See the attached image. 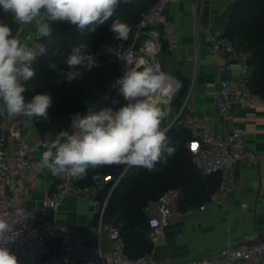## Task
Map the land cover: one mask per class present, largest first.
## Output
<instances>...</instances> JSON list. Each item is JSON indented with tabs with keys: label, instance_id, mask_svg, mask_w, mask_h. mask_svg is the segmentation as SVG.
I'll return each instance as SVG.
<instances>
[{
	"label": "built area",
	"instance_id": "2783aa9c",
	"mask_svg": "<svg viewBox=\"0 0 264 264\" xmlns=\"http://www.w3.org/2000/svg\"><path fill=\"white\" fill-rule=\"evenodd\" d=\"M167 5L168 0H157L142 14L134 30L131 45L120 46L116 50L115 60L119 71L115 86L118 90L116 82L126 71V60L136 63L144 61L154 67L164 42L168 43L169 48L176 43L175 23L162 21V14ZM161 23L162 29L159 27ZM209 34L211 53L224 56L227 68L238 71L236 79H220L217 92L219 110L231 118V110L235 104L244 107L264 105V94L249 85L252 69L247 53L224 34L214 30H209ZM28 39L35 44L33 52L37 58L45 51V45L35 35L34 30L28 35ZM100 102L113 109L121 105L123 100L108 90L102 94ZM105 108L107 107L102 109ZM90 110L99 111L100 105L95 104ZM184 126L196 139L193 163L204 176L213 173L226 175L238 161L257 159V155L248 148L241 129L215 130L198 116L187 117ZM10 138L15 139L16 143L12 155L8 156L4 149ZM34 150L35 147L24 139L18 125L8 118L0 117V183L9 189V194L0 189V218L6 219L12 225L13 230L4 241V246L17 256L19 264H264V240L241 244L227 240L221 249L212 254L194 256L179 263L158 260L155 250L163 236L164 228L174 216L182 214L177 206L181 189L177 187L169 188L158 198H151L145 203L143 209L148 218L152 251L137 258L128 255L121 230L110 222H104L105 207L100 211L98 240L94 243H89L79 230L57 221L38 222L20 202L29 187L37 183L38 175L42 171L39 166L40 159L33 156ZM90 188L77 185L75 179L70 176L58 177L55 191L43 204L58 210L68 195L87 193ZM231 190L232 183L223 181L210 199L212 202H222L228 199ZM103 232L110 240V248L107 250L102 242Z\"/></svg>",
	"mask_w": 264,
	"mask_h": 264
},
{
	"label": "crops",
	"instance_id": "0c3cea01",
	"mask_svg": "<svg viewBox=\"0 0 264 264\" xmlns=\"http://www.w3.org/2000/svg\"><path fill=\"white\" fill-rule=\"evenodd\" d=\"M235 1L168 0L167 8L162 14V21L174 22L177 27L176 43L169 48L168 43L164 42L167 48L161 51L163 57H158V63L166 67L168 74L176 76L185 90L179 97L180 104L171 107L175 112L173 118L181 110L178 121L175 120L176 124L184 126L187 117L198 116L215 130L241 129L248 148L257 155V159H242L226 175L218 174L221 183H232L228 199L222 202H212L209 199L201 206L185 211L178 208L182 214L174 216L164 228L160 244L155 250L158 260L179 263L194 256L212 254L221 249L227 240L239 244L264 240V105L244 107L235 104L231 110V118L222 113L217 104L220 79H236L238 71L228 69L226 58L215 56L209 50V30L224 34ZM159 27L162 29V23ZM32 30L30 26L20 25L15 36L34 50V42L28 39ZM130 45L131 43L126 47ZM115 79L116 76L109 78L99 91L85 100L77 113L85 115L95 104L100 105V110L108 108V105L100 102L105 91L109 90L114 95L123 97L115 86ZM119 106L112 110L116 111ZM8 120L18 125L24 139L35 147L33 156L36 158L40 159L46 150L43 147L45 143L53 142L58 137L50 131L42 135L35 120L30 123L21 118ZM68 131H71V127ZM195 142L196 139H189L186 145L192 149ZM15 143L13 138L7 141L4 149L6 155H12ZM26 182L28 184L27 180ZM57 183L58 177L47 170L41 171L37 183L29 187L20 202L36 221H57L79 230L89 243H94L98 240L100 226V216L95 222L96 199L100 188L93 191L90 188L87 193L70 194L55 210L43 203L53 194ZM0 189L9 194L5 184L0 183ZM102 242L106 250L110 248V240L105 232L102 233Z\"/></svg>",
	"mask_w": 264,
	"mask_h": 264
},
{
	"label": "clouds",
	"instance_id": "9594fccd",
	"mask_svg": "<svg viewBox=\"0 0 264 264\" xmlns=\"http://www.w3.org/2000/svg\"><path fill=\"white\" fill-rule=\"evenodd\" d=\"M120 3L121 0H0V10L18 24L30 26L37 37H50L54 22L75 26L81 34L86 30L95 32L113 17ZM110 30L116 39L127 40L129 27L118 18ZM86 48L83 44L73 47L67 56L65 64L70 70L64 75L68 82L81 76V68L90 70L96 66L95 57ZM35 59L29 45L22 43L9 25L0 23V117L21 118L26 123L48 119L50 94H36L30 101L23 95L27 91L25 82L36 76L32 66ZM126 61V71L116 82L126 103L116 111L105 108L73 116L71 131H61L53 142L43 145L46 150L39 161L42 171L74 179L86 177L90 169L112 164L143 166L151 171L165 152L173 154L161 127L171 107L166 99L157 100L169 91L168 75L144 61ZM12 230V225L0 218V264H19L17 256L4 246Z\"/></svg>",
	"mask_w": 264,
	"mask_h": 264
},
{
	"label": "trees",
	"instance_id": "16d2710c",
	"mask_svg": "<svg viewBox=\"0 0 264 264\" xmlns=\"http://www.w3.org/2000/svg\"><path fill=\"white\" fill-rule=\"evenodd\" d=\"M156 1L147 0L145 4H141L140 0H121L113 17L95 32L86 30L81 34L75 26L54 22L51 25V36L39 37L45 45V51L33 62L36 76L25 82L27 91L23 95L26 101H30L36 94L44 93L50 94L52 98L48 119H35L37 129L42 135L49 131L52 135H59L61 131L68 130L71 118L83 107L85 100L99 91L109 78L117 75L119 66L115 60L116 48L132 43L134 30L142 14ZM117 18L129 27L127 40L116 39L110 30L111 23ZM0 23L9 25L16 35L19 24L2 10ZM224 35L247 53L252 69L249 85L264 94V1L236 0L229 13ZM81 44L86 45V51L95 57L96 66L90 70L81 68V76L68 82L64 75L70 70L65 64L66 58L73 47ZM166 48L164 44L163 49ZM53 64L54 68L51 67ZM184 92L181 88L180 95ZM121 98V105H124L126 102ZM175 103L180 104V98ZM177 121L165 132L168 146L174 149L173 154L169 156L165 152L154 170L136 166L128 171L113 188L110 196L108 195L112 185L127 164L100 166L88 170L86 177L75 179V183L82 187L97 183L101 185L97 199L101 196L108 199L104 208V221L119 227L126 251L133 258L152 251L148 218L143 209L149 199L158 198L167 189L178 187L181 189L178 208L185 211L207 202L221 183L219 173L204 176L196 169L193 150L186 145V141L193 137L190 130L177 125ZM168 123L169 116L162 122V129Z\"/></svg>",
	"mask_w": 264,
	"mask_h": 264
},
{
	"label": "rangeland",
	"instance_id": "374dc122",
	"mask_svg": "<svg viewBox=\"0 0 264 264\" xmlns=\"http://www.w3.org/2000/svg\"><path fill=\"white\" fill-rule=\"evenodd\" d=\"M147 2V0H140V2L139 3H141V4H145ZM159 58H161V57H163V55H162V53L160 54V56H158ZM159 58H157V61L158 62H160L159 61ZM161 70L164 72V73H166V74H168L167 72H166V67H162L161 66ZM169 78V77H168ZM178 79V78H177ZM179 80V79H178ZM181 85H179V87L175 90V92L173 93V95H172V97L170 98V100L168 101V103H169V105H170V107H172V106H176L177 104L175 103L176 102V100L180 97V91H181ZM157 100H158V97H157ZM162 106V105H161ZM174 111V109L173 110H171V112H170V115H169V122L170 121H172V119H173V116H174V114H175V112H173ZM100 184L99 183H97V184H95V185H90V187H91V189H92V191L93 190H95L96 188H100ZM109 193H110V191H109ZM109 196V195H108ZM105 197L103 196V198H102V196L97 200L96 199V201H97V203H96V215H95V222L97 223V221H98V216H99V212L101 211V208H103V207H105L106 206V204H107V200L108 199H106L105 201ZM104 202V203H103ZM95 223V224H96ZM87 233H89V231L87 232ZM90 234V233H89ZM176 234H179V232H176ZM173 258V257H172ZM175 259V258H174Z\"/></svg>",
	"mask_w": 264,
	"mask_h": 264
},
{
	"label": "water",
	"instance_id": "95a60500",
	"mask_svg": "<svg viewBox=\"0 0 264 264\" xmlns=\"http://www.w3.org/2000/svg\"><path fill=\"white\" fill-rule=\"evenodd\" d=\"M143 65H141V67H142ZM161 67V65H160V63L158 64V66H154L153 68H160ZM168 75V77L169 78H173L175 81H177L178 83H179V85H180V81L177 79V77L176 76H174V75H171V74H167ZM177 89V88H176ZM169 101V100H168ZM180 112H181V110L177 113V115L172 119V121H170L169 123H168V125L163 129L165 132L168 130V128L175 122V120L178 118V116H179V114H180ZM195 147H196V144H194L193 145V147H192V149L194 150L195 149ZM136 166H129V165H127L126 166V168H125V170L123 171V173L120 175V177L118 178V180L112 185V188H111V190H110V193H109V196L111 195V192H112V190H113V188L116 186V184L125 176V174L128 172V171H130V170H132V169H134ZM110 184V183H109ZM160 244V243H159Z\"/></svg>",
	"mask_w": 264,
	"mask_h": 264
},
{
	"label": "bare ground",
	"instance_id": "6f19581e",
	"mask_svg": "<svg viewBox=\"0 0 264 264\" xmlns=\"http://www.w3.org/2000/svg\"><path fill=\"white\" fill-rule=\"evenodd\" d=\"M158 62L156 61L155 67L158 66ZM157 71H162L161 67L160 68H154ZM169 91L167 93L166 96H158V100H160L161 98L166 99L167 101L170 100V98L172 97L173 93L175 92L176 88L179 87V83L177 81H175L173 78H168L167 82H166Z\"/></svg>",
	"mask_w": 264,
	"mask_h": 264
}]
</instances>
